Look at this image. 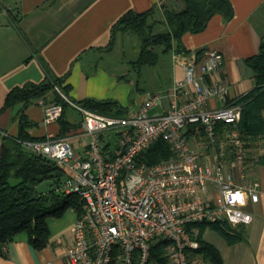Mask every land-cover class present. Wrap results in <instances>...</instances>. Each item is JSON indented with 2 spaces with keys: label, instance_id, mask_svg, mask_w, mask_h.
Returning <instances> with one entry per match:
<instances>
[{
  "label": "built area",
  "instance_id": "built-area-1",
  "mask_svg": "<svg viewBox=\"0 0 264 264\" xmlns=\"http://www.w3.org/2000/svg\"><path fill=\"white\" fill-rule=\"evenodd\" d=\"M173 56L183 65V79L169 93L144 94L138 108L123 115L84 108L62 93L82 114L78 133L87 141L80 152L68 136L53 133L27 142L68 171L63 190L84 202L75 240L66 250L69 264H158L151 254L156 240L168 242L169 264H210L198 251V229L191 226L253 221L248 206L264 191L259 163L264 136L246 135L239 127V97L230 98L220 78L208 80L222 65L219 50ZM166 96H171L168 108ZM212 97L223 104L207 108ZM39 103L46 123L59 120L60 103ZM157 106L163 112L150 115ZM159 140L169 145L172 157L149 164L143 155Z\"/></svg>",
  "mask_w": 264,
  "mask_h": 264
},
{
  "label": "crops",
  "instance_id": "crops-1",
  "mask_svg": "<svg viewBox=\"0 0 264 264\" xmlns=\"http://www.w3.org/2000/svg\"><path fill=\"white\" fill-rule=\"evenodd\" d=\"M231 3L232 17L226 19L215 14L203 31L186 33L182 43L186 54H202L208 48L223 54L222 65L208 80L220 78L229 86V97L235 99L256 86L254 72L246 59L259 51L264 40V0H231ZM165 5L175 11L184 8L181 0H0V156L4 135L16 136L19 132L13 116L20 106L3 109L9 91L16 86L43 81L48 75L65 76L71 84V99L111 98L125 106V96L117 93L121 87L119 75L105 67L111 28L129 10L143 12L154 8L156 18L164 19ZM183 77V65L171 53L169 82L156 91L169 93ZM192 95L191 91L187 97ZM170 101L171 96H166L165 108ZM222 104L221 99L212 97L206 106L214 108ZM26 113L35 123L30 129L33 136L45 138L49 133L58 136V121L45 122L39 101L31 104ZM68 118L81 120L75 119L71 112ZM84 135L77 132L68 135L77 152L87 141ZM248 211L253 221L229 231L233 235L243 227V237L238 241L231 242L212 229L210 234L207 229L204 232V237L220 250L224 264H264V191L258 203L249 204ZM78 217L73 207L61 217H49V242L42 249H36L25 233L17 234L1 247L0 264H69L66 250L75 240Z\"/></svg>",
  "mask_w": 264,
  "mask_h": 264
},
{
  "label": "trees",
  "instance_id": "trees-1",
  "mask_svg": "<svg viewBox=\"0 0 264 264\" xmlns=\"http://www.w3.org/2000/svg\"><path fill=\"white\" fill-rule=\"evenodd\" d=\"M184 8L172 10L166 5L164 19L156 18L154 8L143 12L129 10L112 26L107 51L114 49L120 35L129 32L141 40L140 54L134 67L141 69L144 65H155L160 59L156 47L163 52H185L182 38L186 33L203 31L210 19L217 13L226 19L233 16L231 0H181ZM254 72L256 86L237 99L242 105L240 129L248 136H264V40L259 51L246 59ZM60 90V91H59ZM71 84L65 76L48 75L40 82L29 81L12 88L3 109L20 106L13 119L18 121L19 132L16 136L4 135L0 156V245L13 240L17 234L25 233L36 249L44 248L49 242V217H61L69 207L78 215L84 211V202L79 196L68 194L63 190L68 171L49 157L35 152L27 146L28 141L40 140L30 132L35 124L26 113V109L41 99L46 102H58L63 106V113L58 120L59 137L81 131L82 120L72 121L68 112L72 109L70 102L62 95L80 106L106 115H123L127 108L118 100L87 97L75 101L69 97ZM257 153V152H256ZM172 157V151L164 140L157 141L143 155L149 164L158 163ZM259 163L264 166V154L259 156ZM45 180L53 181L55 189L39 195L36 186ZM197 239L198 251L203 253L210 264H224L220 250L204 237L210 228L225 236L231 242L242 239V229L231 234L230 225L220 223H199ZM236 229V230H238ZM166 240H156L152 244L151 254L158 264H169L164 255Z\"/></svg>",
  "mask_w": 264,
  "mask_h": 264
},
{
  "label": "rangeland",
  "instance_id": "rangeland-1",
  "mask_svg": "<svg viewBox=\"0 0 264 264\" xmlns=\"http://www.w3.org/2000/svg\"><path fill=\"white\" fill-rule=\"evenodd\" d=\"M140 48V38L129 32L127 35L119 37L117 44L113 50L109 51L107 61H105L106 70L119 75L118 81L121 83V87L117 89V93L125 96L127 111L138 108L142 93L157 92L156 90L165 88L170 78L171 53L163 52L161 47H156L155 50L160 55L158 63L144 65L139 70L134 67L133 63L139 57ZM70 112L75 119L82 118V114L77 109L72 108L69 110ZM162 112L163 106H157L151 109L149 114L157 115ZM196 228L198 229V227ZM211 232L210 228L206 230L207 234Z\"/></svg>",
  "mask_w": 264,
  "mask_h": 264
},
{
  "label": "water",
  "instance_id": "water-1",
  "mask_svg": "<svg viewBox=\"0 0 264 264\" xmlns=\"http://www.w3.org/2000/svg\"><path fill=\"white\" fill-rule=\"evenodd\" d=\"M54 189H55V187L53 186V181H51V180H45L36 186V192L39 195H42L46 192L53 191Z\"/></svg>",
  "mask_w": 264,
  "mask_h": 264
}]
</instances>
